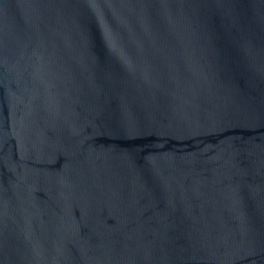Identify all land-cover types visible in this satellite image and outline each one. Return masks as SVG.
<instances>
[{
	"label": "water",
	"instance_id": "95a60500",
	"mask_svg": "<svg viewBox=\"0 0 264 264\" xmlns=\"http://www.w3.org/2000/svg\"><path fill=\"white\" fill-rule=\"evenodd\" d=\"M0 264H264V0H0Z\"/></svg>",
	"mask_w": 264,
	"mask_h": 264
}]
</instances>
